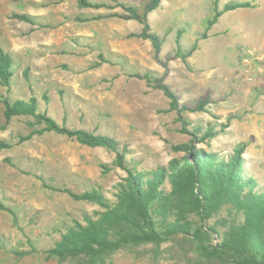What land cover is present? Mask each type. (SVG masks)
<instances>
[{
    "label": "rangeland",
    "instance_id": "rangeland-1",
    "mask_svg": "<svg viewBox=\"0 0 264 264\" xmlns=\"http://www.w3.org/2000/svg\"><path fill=\"white\" fill-rule=\"evenodd\" d=\"M120 1L143 10L146 0ZM238 1L252 6L225 12L209 26L216 0H163L148 15L152 30L164 41L161 59L176 54L178 37L185 52L197 44L187 63L177 58L166 67L155 59L149 40L130 37L142 28L135 20L84 21L110 11L123 13L120 7L82 8L78 0H0V47L11 55L14 70L12 86L0 85V99L35 97L60 123L116 136L142 158L143 166L152 168L181 157L171 144L193 138L182 131L175 111L165 112L170 101L164 92L136 76L147 71L165 75L182 101L195 102L211 90L206 112L184 113L194 126L206 130L217 124L220 129L229 122L200 147L229 154L246 143V166L264 181V0H219V6ZM230 115L235 117L228 121ZM35 124L27 116L6 120L0 102V140L12 144L0 151V199L15 210L36 245L44 247L54 227L100 208L56 188L80 192L101 186L113 197L126 174L113 166L115 153L104 147L56 132L25 139ZM101 163L112 169L104 173ZM180 245V239L128 245L105 264H188L193 254ZM28 247L12 215L0 211V264H76L43 253L22 257L14 252Z\"/></svg>",
    "mask_w": 264,
    "mask_h": 264
},
{
    "label": "trees",
    "instance_id": "trees-1",
    "mask_svg": "<svg viewBox=\"0 0 264 264\" xmlns=\"http://www.w3.org/2000/svg\"><path fill=\"white\" fill-rule=\"evenodd\" d=\"M162 1L146 0L143 10H140L134 3L120 0H78L82 8L114 10L120 7L123 12L101 13L84 21L109 17L135 20L142 28L130 37L149 40L157 61L163 62L166 67L177 58L187 63L197 44L185 52L181 49L179 37L176 54L167 56L164 61L161 59L164 41L152 30L148 15L159 8ZM251 6L247 1H238L226 3L220 8L219 0H216L217 10L209 26L225 12ZM19 17L31 21L26 15ZM136 76L146 80L148 86L164 92L170 101V107L165 112L175 111L182 123V131L193 137L185 143L171 144L174 152L183 155L171 159L168 165L143 166L142 158L136 157L127 143L116 136L96 133L85 127L69 128L49 114L47 109L42 110L35 97L14 101L8 97L0 99L5 107L6 120L16 116L35 119L36 124L25 139L56 132L91 147H104L115 153L113 166L126 174L115 185L113 197L107 196L101 186L85 188L80 192L68 187L56 188L74 200L92 202L100 208L83 212L81 217L54 227L47 233L50 239L44 247L36 245V239L25 232L15 210L0 199V211L12 215L15 226L23 231L29 246L14 252L22 257L43 253L47 258L60 262L71 260L76 264H105L107 257L128 245H159L180 239V246L193 254L192 258H188V264H264V181L246 166L244 154L247 144H240L229 154L200 147V144H206L224 132L229 122L221 125L220 129H217V124H209L203 130L184 115L185 112H206L213 101L211 90L195 102H186L166 83L165 75L147 71ZM13 78V59L0 47V85L9 89ZM234 117L230 115L228 121ZM188 126H192L193 131ZM11 147L10 142L0 140V151ZM100 166L104 173L112 169L108 164L101 163Z\"/></svg>",
    "mask_w": 264,
    "mask_h": 264
},
{
    "label": "built area",
    "instance_id": "built-area-1",
    "mask_svg": "<svg viewBox=\"0 0 264 264\" xmlns=\"http://www.w3.org/2000/svg\"><path fill=\"white\" fill-rule=\"evenodd\" d=\"M247 61V60H246Z\"/></svg>",
    "mask_w": 264,
    "mask_h": 264
}]
</instances>
